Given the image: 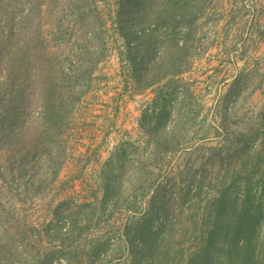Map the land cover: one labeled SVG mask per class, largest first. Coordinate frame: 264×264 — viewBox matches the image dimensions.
<instances>
[{
    "label": "rangeland",
    "instance_id": "1",
    "mask_svg": "<svg viewBox=\"0 0 264 264\" xmlns=\"http://www.w3.org/2000/svg\"><path fill=\"white\" fill-rule=\"evenodd\" d=\"M142 1L0 0L3 37L13 17L10 44L28 57V100L11 114L23 129L0 122V237L23 257L149 264L156 232L173 264H210L215 228L247 252L235 213L246 171L264 168V0H144L143 20Z\"/></svg>",
    "mask_w": 264,
    "mask_h": 264
},
{
    "label": "trees",
    "instance_id": "2",
    "mask_svg": "<svg viewBox=\"0 0 264 264\" xmlns=\"http://www.w3.org/2000/svg\"><path fill=\"white\" fill-rule=\"evenodd\" d=\"M6 5V4H5ZM5 10L13 15V12H9L8 9L10 7H4ZM142 11L140 16L142 20L146 17V11L148 10V5L146 1L141 2ZM13 17H11L9 31L3 37V28L0 23V29L2 31V38L0 37V55L3 59H6V76L3 80L0 81V107L3 104V99H5V95H8L7 103L0 110V122H7L8 125H20L23 129L22 121L20 119H14L11 117L13 114V110H17L19 107L26 105V101L28 100V95L26 89L23 84L19 83V80L25 75L28 74V57L26 50H21L17 52L14 50L12 45L10 44L15 37L14 26H13ZM146 33L145 31L143 32ZM8 40V43H7ZM8 71V72H7ZM64 73V72H63ZM67 78V74H64ZM141 75L139 76V79ZM53 97L60 106L63 104L64 97L60 90L55 87L53 92ZM50 97L48 98V100ZM47 100V102H48ZM45 102V101H44ZM47 102L44 104L42 121L47 124ZM46 107V109H45ZM11 109V110H10ZM4 111L7 113L4 114ZM25 131L22 130L21 138L23 137V133ZM20 138V139H21ZM27 139H21L19 142L12 143L13 146L21 148L23 150V155L20 157V163H22V168H28L29 166V148L26 144ZM258 168H253L255 173L250 175L248 171H246V179H244L245 190L242 192L240 190L239 198L244 195L242 201L240 200L239 210L236 211V228H235V236L237 239L245 242L244 248L247 252H245V256L241 255L236 251V248L229 247L228 250L220 245L219 239H229V229L215 228L212 230L210 236L208 237V242L206 243L205 252L210 255V264H219V261L216 262L213 260V256L216 255L215 250L221 251L224 253L226 251V260L223 261V264H234L237 261V264H264V233H257L254 229L256 224L261 221L264 215V201H257L256 196H253V193L259 192L260 195L264 196V168L260 167V165H256ZM245 170V169H244ZM258 170V172H257ZM258 174L259 178L256 179V175ZM236 185V184H235ZM41 183H38L37 188H41ZM237 186V185H236ZM229 187V186H228ZM234 189L229 188L224 190L223 194L229 195L230 191ZM252 190H255L252 192ZM258 193V194H259ZM222 194V195H223ZM222 200V199H221ZM236 200V197L234 201ZM224 209H220L217 213L214 214L215 222L219 223L221 220V216L223 215ZM255 224V226L253 225ZM217 227V225H215ZM164 228V227H162ZM264 232V231H263ZM215 238H218L217 240ZM151 239V252L152 259L149 264H173V258L175 256L171 255V253H163L161 251V234L159 235L156 232H152L150 235ZM25 250H28V245H23ZM237 253V254H236ZM190 258V264H192L195 258L198 256L196 252L193 253ZM239 254V255H238ZM28 256V255H27ZM189 256V255H188ZM45 256H42L40 259L33 255L31 252L29 257H23L20 255V250L18 246L15 244L14 238L11 235L4 237H0V264H52L50 259H44ZM48 257V255H47ZM236 260V261H235ZM189 261V260H188ZM69 264V263H68ZM89 264H95L92 260H89Z\"/></svg>",
    "mask_w": 264,
    "mask_h": 264
}]
</instances>
